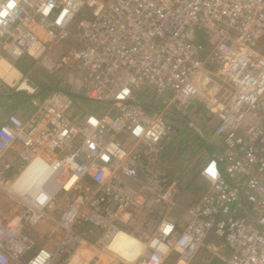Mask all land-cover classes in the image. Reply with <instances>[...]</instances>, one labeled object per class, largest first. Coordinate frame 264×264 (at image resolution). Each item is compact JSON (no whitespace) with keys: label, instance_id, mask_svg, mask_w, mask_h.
I'll return each instance as SVG.
<instances>
[{"label":"built area","instance_id":"1","mask_svg":"<svg viewBox=\"0 0 264 264\" xmlns=\"http://www.w3.org/2000/svg\"><path fill=\"white\" fill-rule=\"evenodd\" d=\"M2 61L21 78L0 75V101L22 103H0V198L15 207L0 217V264L70 259L131 223L145 202L128 180L142 183L178 132L171 108L195 102L219 119L222 152L201 169L209 188L183 227L161 221L134 264H264V0H0ZM27 61L65 69L62 89L42 92L33 75L48 80L21 70ZM25 171L29 185L8 192ZM52 228L51 246L31 256L35 230Z\"/></svg>","mask_w":264,"mask_h":264},{"label":"rangeland","instance_id":"2","mask_svg":"<svg viewBox=\"0 0 264 264\" xmlns=\"http://www.w3.org/2000/svg\"><path fill=\"white\" fill-rule=\"evenodd\" d=\"M60 53L56 52L54 54H48V59H56L57 55ZM39 62V61H38ZM25 63L20 64L18 66H20L21 68H25L24 66ZM40 64V62H39ZM37 63V61H35V63L33 61H29L27 62L28 66L33 67L32 70H36L37 72H39L40 74H43L48 80H52L51 75H56L58 78V86L61 87L62 86V81L61 79V75L64 76L66 74L65 69H60L58 70L56 73H51L48 71V73L46 72V70L42 67V66H38L39 65ZM50 75V76H48ZM61 82V84H60ZM13 98V97H12ZM15 97L8 102H1V109L2 112H9L10 109H13V106L11 103L15 102ZM14 104V103H13ZM183 109V108H182ZM182 109L180 110H174L175 113L179 112V116L177 117H181V115H185V114H181ZM203 109H205L204 105L201 103H193L192 107L189 109L190 110H195L196 112H198V114H200L199 112H202ZM76 109H70L68 112V115L70 116V118L72 120H75V116L74 114H76L75 112ZM207 114V118L214 119L216 118V115H214L213 113H211L212 111H209L208 109H205ZM83 111H88L86 109H84ZM186 112V111H185ZM187 113V112H186ZM213 115V116H211ZM175 118V126L178 128V132L173 135L171 137V141L167 142L165 144V151L162 152L161 157H158L153 159L154 161H152V164H150L149 166H147L146 171H144L142 173V179L143 182L142 183H136L133 180H128L129 183V188L131 191H134V193H138V195L136 196V194L134 195V201L136 202L137 205H140L142 202H145V205L143 207V209H141L139 212H141V215H137V212H135V209H132L130 211H132L133 213L135 212V216L133 217V220L131 221V223L129 224H119L118 227H121V231L124 230V232L127 231V233L137 237L138 239H140L144 244H147V242L150 240V238H152L153 234L156 232L159 224L161 223L162 220H165V218H169V217H174L173 215L175 214V212H179V209H181V206L186 209H188L189 206L192 205V203H194L195 201H197L198 199L202 198L204 196V194L207 192L209 185L207 187L206 182L204 181V178L198 173L195 172H199L200 167L202 168V164L199 162L200 160H195L193 157L192 159H187L186 157H184L183 161L185 163H195L192 167V172H194L195 174L193 175V179L199 180L200 184H202L201 191L200 194L198 193L197 196H188L187 194L184 193V186L187 184V182L191 181V179L188 177H186L185 173L182 172V167L180 165V161L179 164H176V166L171 167L169 166L170 163H174L173 161L169 160L166 162V164L163 166L161 159H163V157H165L166 153H170V154H174L176 155L177 152L176 150H181V154H184L186 152L187 156V151L185 150V146L186 145V139L188 140L187 144L189 145V151L188 152H193L195 155L194 156H199L201 154V156L206 155L208 153V151H210V146L207 145L208 144V140H207V132L210 130L207 129L206 126H203L202 124H198L195 125L196 122L195 121H199L197 120V117L194 119L190 120V117H185L187 124L185 125L184 122V127H188V131L184 132V128L182 129V135L180 137V123H179V118H177L176 116H173ZM184 117V116H183ZM76 118L79 119V116L76 115ZM183 119V118H182ZM177 120V121H176ZM185 121V120H184ZM183 123V121H182ZM189 123V125H188ZM188 125V126H187ZM212 130H213V134H212V140L211 142L217 141L219 138L217 137V135L215 134L217 131V125H212ZM188 132L190 134H188ZM185 133L186 135H189L190 137H186L185 138ZM199 135V136H198ZM193 137V138H191ZM214 140V141H213ZM210 142V143H211ZM180 143V147H178V149H176V147H171L170 150H168V148L172 145V144H177ZM215 148V146H214ZM199 150H201V153H198ZM174 151V152H173ZM218 151H214V153L216 154ZM222 150L220 149L219 153H221ZM188 161V162H187ZM147 175H149L148 177H146ZM151 178V179H150ZM173 182H176V193L175 196L168 200L167 202H161L160 204H156L155 206V198L156 196L159 195V193H161V191L165 188H168L169 185ZM204 183V184H203ZM209 184V183H208ZM143 185V186H142ZM140 191V192H139ZM180 191L181 195L178 194ZM140 193V194H139ZM190 197V198H189ZM185 201V203H184ZM150 205L154 206L153 208H150ZM186 209V210H187ZM182 210V209H181ZM144 213V214H143ZM5 216V217H9L10 216V212H9V207L8 204L6 203V200L4 197L0 198V217ZM127 217V216H126ZM83 229V228H82ZM36 233L38 234L37 236V243L36 246L34 248V250L31 252V256L36 253L39 248L44 247V246H51V242H53L55 236L58 235V231H54L53 229H49V233H47V235L42 233L41 229H36L35 230ZM34 231V233H35ZM100 231L99 233L102 235L105 231L104 230H98ZM52 232V233H51ZM98 236H101V235ZM50 235V236H49ZM93 240H96V238H94ZM115 257L114 260V264H127L126 262L122 261L120 258H118L117 256H115L114 253H112ZM148 251H145L142 253V255H140V257L142 258L144 255H147ZM145 257V256H144ZM93 262V263H92ZM217 260L213 259L210 261L211 264H217ZM85 263H89V264H101L98 261H85Z\"/></svg>","mask_w":264,"mask_h":264},{"label":"bare ground","instance_id":"3","mask_svg":"<svg viewBox=\"0 0 264 264\" xmlns=\"http://www.w3.org/2000/svg\"><path fill=\"white\" fill-rule=\"evenodd\" d=\"M42 52H43V47L41 46L32 50L33 55H39ZM0 75H2L4 79L11 84L17 82L21 78V73L18 71V69L12 65H9V63H7L6 61L1 62ZM38 160L39 159L35 161ZM27 174H29V171H25L23 175L15 179L13 182L7 183L5 185L6 190L8 192H16V190L20 191L19 189L23 188L26 185V183L27 185H29L28 178H25V175ZM11 195L14 196L13 194ZM14 211H15V207H10V212L14 213ZM16 221L17 219H15L14 221L13 218V222ZM106 224L110 225V223L108 222H106ZM3 228H7V227L3 226V224L0 223V232L2 231ZM52 229L54 230V228ZM108 230L109 231L107 233V238L103 240L102 242L103 244L100 243V240L98 238H96V240H93L94 237H97L96 235H94L93 239H86L80 242L72 252L73 255L70 256V259L68 258H60L59 260L55 259L54 261H52V264H89V263H85L86 260L98 261L101 264H114L115 257L112 256L113 255L112 253H114L115 256H117L127 264H134L135 261L139 259L140 255H142V253L144 252L146 248V244H144L137 237L127 233V231L126 232H124V230L121 231L122 230L121 227H115L111 230L110 229ZM12 232H13L12 228H9V235ZM47 252L48 250H45L42 253L43 256H45ZM37 262L35 261L32 264H37Z\"/></svg>","mask_w":264,"mask_h":264},{"label":"crops","instance_id":"4","mask_svg":"<svg viewBox=\"0 0 264 264\" xmlns=\"http://www.w3.org/2000/svg\"><path fill=\"white\" fill-rule=\"evenodd\" d=\"M14 98V97H13ZM13 98H11V100L13 99ZM16 98V97H15ZM10 100V101H11ZM16 100L17 99H15V102H13V103H11L12 104V106H13V109H15L16 107H15V105H16ZM7 101V100H6ZM6 101H4V100H2L1 102H6ZM190 109V108H189ZM189 109H182V112H181V114H185V115H181V117H177V116H179V112L178 113H175V111L174 110H176V109H173V108H171V110H172V113H173V116H176L177 118H179V123H180V126H179V128H180V137H181V135H182V129L184 128V132L185 131H188V127H184V122H185V125L187 124V121H186V119H185V117H190V120L191 119H194V118H196L197 117V120H199L198 122L197 121H195L196 122V124L195 125H198V124H202L203 126H206L207 127V129L208 130H210V132H212V133H209V131L207 132V140H208V144L207 145H209L210 146V148H212V149H210V151H208V153L206 154V155H203V156H201V154L197 157V156H194L195 154L193 153V152H188L189 151V145L187 144L188 142V140L186 139V145H184L186 148H185V150L187 151V156H185L186 155V152L184 153V154H181L182 152H181V150H176V152H177V154L176 155H174V154H170V153H166L165 155V157H163V159H161V161L162 162H164V163H162V165L164 166L165 164H166V162L167 161H169V160H171V161H173V162H175V164L174 163H170L169 164V166H171V167H174V166H176V164H179V161H180V165H181V167H182V172H184L185 173V175H186V177L188 178H190L191 179V181H189V182H187V184L184 186V193L185 194H187L188 196H197L198 195V193L200 194L202 191H205V190H202L201 191V188L200 187H202V184H200V182H199V180H196V179H193V175L195 174V173H198L199 174V176L201 175V167H200V170H199V172H192V167H193V165L195 164V163H193V162H191V163H185L183 160V158L184 157H188L187 159H192V157L195 159V160H200L199 162L202 164L201 166L203 167L204 166V164L210 159V158H214V157H216V155H218L219 154V151H220V149H222V144H221V141H220V139H218L217 141H214V142H211V140L213 139L212 138V134H213V130H212V125H217V127H218V125H219V119H217V117L216 118H214V119H211V120H209L210 118H207L206 116H207V114L208 113H206V110L205 109H203V111L202 112H199L200 114H198V112H196L195 110H190L189 111ZM187 113H186V112ZM208 115H210V114H208ZM184 116V117H183ZM211 116H213V115H211ZM183 118V119H182ZM185 120V121H184ZM195 120V119H194ZM177 121V120H176ZM182 121H183V123H182ZM188 125H189V123H188ZM187 125V126H188ZM188 134H190L189 132H188ZM216 134V133H215ZM185 135H186V133H185ZM217 135V134H216ZM199 136V135H198ZM186 137H190L189 135H186L185 136V138ZM191 138H193V137H191ZM211 142V143H210ZM214 146H215V148H214ZM171 147H176V149H178V147H180V143H177V144H172L169 148H168V150H170L171 149ZM214 151H218L216 154L214 153ZM174 152V151H173ZM181 152V153H180ZM198 153H201V150H199V152ZM188 162V161H187ZM168 163V162H167ZM204 181L206 182V184H207V187H208V182L204 179ZM204 184V183H203ZM179 193L178 194H180L181 195V192L180 191H178ZM190 198V197H189ZM184 203H185V201H184ZM185 208V206L184 207H182L181 206V209H179V212H175V214L173 215L174 217H169V218H165V220H170V219H172L173 221H176V223H177V225L178 226H180V227H183V225L186 223V220L188 219L187 218V215H186V209H187V207H186V209H184ZM144 214V213H143ZM137 215L139 216V215H141V212H137Z\"/></svg>","mask_w":264,"mask_h":264},{"label":"trees","instance_id":"5","mask_svg":"<svg viewBox=\"0 0 264 264\" xmlns=\"http://www.w3.org/2000/svg\"><path fill=\"white\" fill-rule=\"evenodd\" d=\"M29 67H31V66H29ZM21 70H23L24 72L28 71L27 63L25 64V68H21ZM48 76H50V75H48ZM51 76L54 78H52V80H48L47 79L48 77L47 78L45 77L48 80L47 82H45L46 80L44 81V79L42 77L39 79L35 75H33V82H34V84L39 86V88L41 89L42 92H44L46 94H48L49 92L54 91V90L62 89V87L58 86L57 76L56 75H51ZM41 79H43V80H41ZM15 96L17 99L16 104L18 105V104L22 103V96L19 94H15ZM88 110H90V109H88ZM164 151H165V149H164ZM164 151H162V152H164ZM162 152H161V154H162ZM161 154H160V157H161Z\"/></svg>","mask_w":264,"mask_h":264},{"label":"clouds","instance_id":"6","mask_svg":"<svg viewBox=\"0 0 264 264\" xmlns=\"http://www.w3.org/2000/svg\"><path fill=\"white\" fill-rule=\"evenodd\" d=\"M27 62H29V61H27ZM27 62H25V64H26ZM25 64H24V66H25Z\"/></svg>","mask_w":264,"mask_h":264}]
</instances>
